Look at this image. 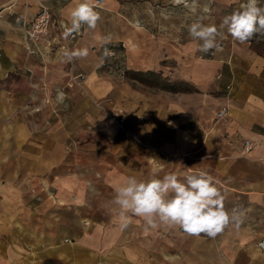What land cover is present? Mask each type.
I'll return each mask as SVG.
<instances>
[{
	"label": "crops",
	"instance_id": "1",
	"mask_svg": "<svg viewBox=\"0 0 264 264\" xmlns=\"http://www.w3.org/2000/svg\"><path fill=\"white\" fill-rule=\"evenodd\" d=\"M215 1L219 50L199 51L189 23L160 0H102L96 28L70 44L87 56L67 61L56 44L30 43L38 52H28L23 23L44 2L57 23L50 36L62 41L58 24L77 0H0V264H264V53L221 28L223 9L246 0ZM107 44L122 46L129 73L157 72L192 89L118 83L100 65ZM71 73L85 75L82 86H67ZM103 96L122 99L121 126L94 106ZM211 98L227 108L223 118ZM189 171L209 172L225 208L243 209L239 229L190 236L146 230L133 217L120 230L109 202L126 177Z\"/></svg>",
	"mask_w": 264,
	"mask_h": 264
},
{
	"label": "clouds",
	"instance_id": "2",
	"mask_svg": "<svg viewBox=\"0 0 264 264\" xmlns=\"http://www.w3.org/2000/svg\"><path fill=\"white\" fill-rule=\"evenodd\" d=\"M174 5H183L190 12L197 10V0H171ZM99 14L91 0H77L70 13L65 37L80 31L82 26L95 29ZM221 28L226 29L234 41L241 44L256 35H264V6L260 0H246L238 10L224 17ZM189 35L201 41L199 51L209 53L219 50L217 38L222 32L215 25L205 26L199 20L188 27ZM87 50L66 49L67 61L87 56ZM191 169V168H189ZM225 196L218 188V181L207 171H189L179 176L175 173H153L146 179L128 176L114 189L109 202L110 211L118 217L121 231L127 230L133 217L143 218L145 229L179 228L190 236L206 235L215 238L226 228L239 229L243 223V209L225 208Z\"/></svg>",
	"mask_w": 264,
	"mask_h": 264
},
{
	"label": "rangeland",
	"instance_id": "3",
	"mask_svg": "<svg viewBox=\"0 0 264 264\" xmlns=\"http://www.w3.org/2000/svg\"><path fill=\"white\" fill-rule=\"evenodd\" d=\"M160 1L163 2L162 7L164 8V11L166 10L170 12L171 8L174 7L173 12H175L180 16L181 20L184 21L185 25L188 23H189L188 25H191L197 20H199L205 26L216 25L218 23V19H217L218 17L216 16L221 14V12L219 11V7L215 3L216 2L215 0H212L210 3H208L207 1V5L205 4L203 5L201 0H197V10L195 13L190 12L182 4L181 5L172 4L171 0H160ZM238 9H239L238 7L234 8V6H229L228 8L223 9L224 10L223 13H225V15H229L233 11ZM208 17L210 20H207ZM217 39H221V37H218ZM246 44L253 48L259 49L262 53H264V35H256L252 39L248 40ZM109 75L112 76L118 83L130 82V84H132L133 87H137L149 91L151 93H154L159 89H163V90L167 89L168 91H174L177 93L187 92L192 89L191 85H188L181 80L170 81L168 80V77L157 72L144 73V74L130 73L127 75L122 70V72L119 75L114 72H111ZM92 102L96 108H98L99 110L105 113V116L107 118L114 120V122L118 126L122 125L126 110L122 103V99H118V98L116 99L110 96H103L93 99ZM208 104L212 110H215L214 111V117H215L216 111L219 110L220 108L219 104L214 100V98H211V101ZM72 144L73 143L71 141L68 142L67 145L68 147L72 148ZM179 231L183 232L180 229ZM44 263L65 264L61 260L54 258L46 259Z\"/></svg>",
	"mask_w": 264,
	"mask_h": 264
},
{
	"label": "built area",
	"instance_id": "4",
	"mask_svg": "<svg viewBox=\"0 0 264 264\" xmlns=\"http://www.w3.org/2000/svg\"><path fill=\"white\" fill-rule=\"evenodd\" d=\"M67 1V0H66ZM95 8H98L102 5V0H93L91 1ZM55 19L51 13L50 7L44 2H40L38 4V8L28 22L23 23V36L27 44L28 52L37 53L38 50L36 48L30 47V43L34 44L37 42H44L45 45L52 47L53 44H56L60 49H69L70 44L76 38H78L86 26H82L80 31L74 32L71 36L65 37V28L69 26L68 23H60L58 24V28L63 34L62 41H55L54 37L50 36V27L56 25ZM119 46V47H118ZM122 46L118 44H111L109 46H104V58L102 59L100 65L104 66L110 72L117 73L118 75L124 71V66L122 65V55H121ZM76 51V50H73ZM85 78L83 73H71L67 79V86L74 87L80 85ZM47 101V100H46ZM45 101V102H46ZM36 110L41 109L40 106L35 107ZM227 112L226 107H222L215 113V118L220 119L225 116ZM252 148V143L248 139L243 140L242 152L248 153ZM258 246L261 249H264V239H261L258 242Z\"/></svg>",
	"mask_w": 264,
	"mask_h": 264
},
{
	"label": "trees",
	"instance_id": "5",
	"mask_svg": "<svg viewBox=\"0 0 264 264\" xmlns=\"http://www.w3.org/2000/svg\"><path fill=\"white\" fill-rule=\"evenodd\" d=\"M109 45H111V44H107V45H105V46H109ZM118 47H119V46H118ZM124 73L127 74V75L130 74L129 71H128L126 68H124ZM132 73H133V72H132Z\"/></svg>",
	"mask_w": 264,
	"mask_h": 264
}]
</instances>
